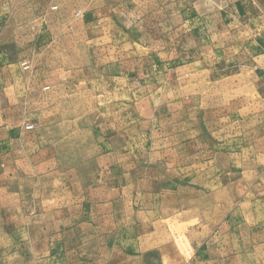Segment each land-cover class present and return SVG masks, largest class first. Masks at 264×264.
Segmentation results:
<instances>
[{
  "label": "rangeland",
  "instance_id": "1",
  "mask_svg": "<svg viewBox=\"0 0 264 264\" xmlns=\"http://www.w3.org/2000/svg\"><path fill=\"white\" fill-rule=\"evenodd\" d=\"M0 264H264V0H0Z\"/></svg>",
  "mask_w": 264,
  "mask_h": 264
},
{
  "label": "crops",
  "instance_id": "2",
  "mask_svg": "<svg viewBox=\"0 0 264 264\" xmlns=\"http://www.w3.org/2000/svg\"><path fill=\"white\" fill-rule=\"evenodd\" d=\"M4 133L9 134V135L12 134V132H10V130L8 132L5 131ZM26 143L24 141L19 140L18 142L14 143V144H16L19 148L27 149V150H31L27 145H30L32 147V149H36V148L41 149L44 145L43 142H41V141H36V142L31 141L27 144Z\"/></svg>",
  "mask_w": 264,
  "mask_h": 264
}]
</instances>
